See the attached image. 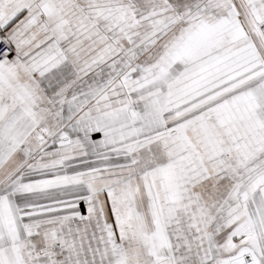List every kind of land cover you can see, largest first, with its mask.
I'll use <instances>...</instances> for the list:
<instances>
[{"label":"snow or ice","instance_id":"6c2138e0","mask_svg":"<svg viewBox=\"0 0 264 264\" xmlns=\"http://www.w3.org/2000/svg\"><path fill=\"white\" fill-rule=\"evenodd\" d=\"M0 264H264V0H0Z\"/></svg>","mask_w":264,"mask_h":264}]
</instances>
